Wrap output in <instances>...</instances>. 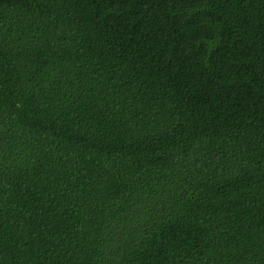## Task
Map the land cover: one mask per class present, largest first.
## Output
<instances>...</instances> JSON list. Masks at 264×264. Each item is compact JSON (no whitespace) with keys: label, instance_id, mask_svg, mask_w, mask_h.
<instances>
[{"label":"trees","instance_id":"obj_1","mask_svg":"<svg viewBox=\"0 0 264 264\" xmlns=\"http://www.w3.org/2000/svg\"><path fill=\"white\" fill-rule=\"evenodd\" d=\"M0 264H264V0H0Z\"/></svg>","mask_w":264,"mask_h":264}]
</instances>
